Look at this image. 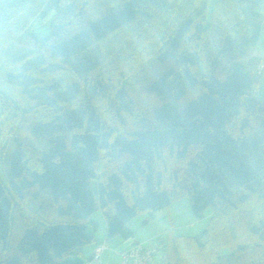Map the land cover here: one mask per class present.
I'll return each mask as SVG.
<instances>
[{
  "label": "trees",
  "instance_id": "obj_1",
  "mask_svg": "<svg viewBox=\"0 0 264 264\" xmlns=\"http://www.w3.org/2000/svg\"><path fill=\"white\" fill-rule=\"evenodd\" d=\"M262 11L0 0V264H85L98 207L108 240L130 238L184 196L205 227L148 243L149 264H264L262 57L241 60Z\"/></svg>",
  "mask_w": 264,
  "mask_h": 264
},
{
  "label": "rangeland",
  "instance_id": "obj_2",
  "mask_svg": "<svg viewBox=\"0 0 264 264\" xmlns=\"http://www.w3.org/2000/svg\"><path fill=\"white\" fill-rule=\"evenodd\" d=\"M260 6L264 9V0H260ZM263 12L264 11H262L259 14L258 18L256 19V22H259L261 24L264 23ZM23 14L24 13L18 14L15 18L11 20L9 24L10 25L13 24L12 26L16 28L15 26H17L19 20L20 22L19 26H21L23 24L22 17L23 18L25 17V15ZM41 24L44 25L42 22ZM48 30L49 28L47 29L46 26L44 30L39 31V34H45L48 32ZM248 54L249 55L247 57L242 58L241 60L246 61L249 58V56L253 54L262 57L261 67H259L261 73L259 75V82L257 89V96L261 98V96L264 93V25L261 30L260 39L257 45L250 48ZM0 112H1V106H0ZM210 214H211V208H206L203 212V216L201 218H198L192 210L189 197L184 196L180 199L174 200L169 207L160 209L155 213V218L149 220L150 221L149 223H152V221L155 220L156 223L155 226H150L151 224H149V226L143 228V221L147 218L146 213H139L135 217H133L131 219V226L136 231H140L143 229V232H141L142 234L154 236L152 239L153 240L152 243L156 244L160 239L166 240L170 232H172V234L175 235H186V236L196 235L197 233L200 232L201 229L205 227ZM162 215H165L166 218L162 219L161 218ZM169 215L172 217V220H170ZM92 217L95 221L102 223L104 214L102 210L98 207L97 210L93 213ZM138 235L141 234H139L138 232ZM103 252L101 254H103ZM113 263L114 261L112 260L110 264ZM151 264H155V263L152 262Z\"/></svg>",
  "mask_w": 264,
  "mask_h": 264
},
{
  "label": "crops",
  "instance_id": "obj_3",
  "mask_svg": "<svg viewBox=\"0 0 264 264\" xmlns=\"http://www.w3.org/2000/svg\"><path fill=\"white\" fill-rule=\"evenodd\" d=\"M251 56H255V54L250 55L249 57H251ZM256 56H258V55H256ZM259 57H261V56H259ZM260 73L261 72L258 70L257 78H259ZM161 218L164 219V218H166V216L162 215ZM170 220H172L171 216H170ZM149 222L150 221H148L146 223L143 221V228H146L147 226H149V224H151L150 226L156 225L155 220L152 221V223H149ZM97 223H98V228L95 231V237H96L95 239L96 240L94 242H92L91 244H88L89 246L87 245L84 248L82 258L86 261L91 260L92 253L97 248V246L100 244L105 243L106 248L103 250L104 252H103V254H101L102 256H100L99 262L98 261H92L90 264H110L112 262V260L114 261L113 264H118V262H119V264H122V262H123L122 251L129 249L136 242H144L147 244L153 242L152 239L154 236L142 234L141 232H143V229L140 231H136L133 229L134 230V236L130 237V238H122L120 236H115V237L108 240L106 238L107 226H106L105 217L102 219V223H100V222H97ZM97 231L99 234L97 233ZM138 232L141 235H138Z\"/></svg>",
  "mask_w": 264,
  "mask_h": 264
},
{
  "label": "built area",
  "instance_id": "obj_4",
  "mask_svg": "<svg viewBox=\"0 0 264 264\" xmlns=\"http://www.w3.org/2000/svg\"><path fill=\"white\" fill-rule=\"evenodd\" d=\"M106 248V244H100L92 253L91 260L85 264H90L92 261H98L101 253ZM156 245H148L142 242H136L129 249L122 251V264H149L152 260V255L156 252Z\"/></svg>",
  "mask_w": 264,
  "mask_h": 264
}]
</instances>
